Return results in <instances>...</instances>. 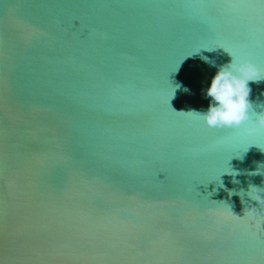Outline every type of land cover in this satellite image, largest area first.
I'll list each match as a JSON object with an SVG mask.
<instances>
[{"label":"water","instance_id":"obj_1","mask_svg":"<svg viewBox=\"0 0 264 264\" xmlns=\"http://www.w3.org/2000/svg\"><path fill=\"white\" fill-rule=\"evenodd\" d=\"M230 54L264 0H0V264H264V131L188 113Z\"/></svg>","mask_w":264,"mask_h":264},{"label":"clouds","instance_id":"obj_2","mask_svg":"<svg viewBox=\"0 0 264 264\" xmlns=\"http://www.w3.org/2000/svg\"><path fill=\"white\" fill-rule=\"evenodd\" d=\"M209 63L215 66L214 62L209 61ZM262 79H264V74L254 63L247 59H236L232 56L230 63L219 67L210 86L206 89V96L210 98L207 110L188 113H194L208 128L229 129L237 135L252 136L264 131V110L256 113L253 110V101L250 99L252 92L250 84L259 83ZM260 107L264 109V105ZM226 173L233 176L232 182L234 184L239 183L235 179L239 172L231 170ZM249 175L264 176V165H260L256 171L250 172ZM232 195H238L242 203L247 197L250 201H255L258 205L264 206V187L249 184L247 190L229 191V196ZM259 208H246L243 217L246 214L255 216Z\"/></svg>","mask_w":264,"mask_h":264}]
</instances>
